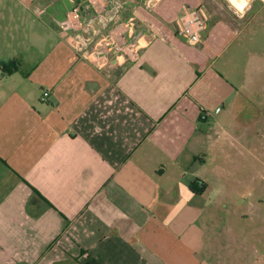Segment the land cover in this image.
<instances>
[{"label":"crops","instance_id":"0c3cea01","mask_svg":"<svg viewBox=\"0 0 264 264\" xmlns=\"http://www.w3.org/2000/svg\"><path fill=\"white\" fill-rule=\"evenodd\" d=\"M88 1L0 0V264H215L205 166L248 88L216 69L215 49L264 0L239 23L209 14L196 43L176 20L203 0H98L122 4L119 22L64 33ZM125 22L138 59L100 55Z\"/></svg>","mask_w":264,"mask_h":264},{"label":"rangeland","instance_id":"374dc122","mask_svg":"<svg viewBox=\"0 0 264 264\" xmlns=\"http://www.w3.org/2000/svg\"><path fill=\"white\" fill-rule=\"evenodd\" d=\"M249 2L203 0L202 4L212 20L237 21ZM251 9L250 15L258 12L256 18L239 35H232V44L220 42L215 49L221 54L216 69L227 81L248 87L247 98L235 99L237 109L221 118L225 135L221 156L205 166L213 175L209 197L214 207L207 215L215 221L209 250L215 264H264V1ZM230 123L236 125L230 126L231 131ZM229 134L234 140H228Z\"/></svg>","mask_w":264,"mask_h":264},{"label":"built area","instance_id":"2783aa9c","mask_svg":"<svg viewBox=\"0 0 264 264\" xmlns=\"http://www.w3.org/2000/svg\"><path fill=\"white\" fill-rule=\"evenodd\" d=\"M87 4L96 13L104 14L103 6L98 3V0H89ZM84 7V2H76L73 4L66 19L61 23V29L64 33H77L85 30ZM208 20L209 12L203 4L194 7L185 6L182 14L176 20L177 32L188 38L191 42H200L203 33L207 29ZM132 30L133 25L131 22L118 23L101 44L99 54L102 56L115 55L123 61L138 59L140 47L131 41L133 38ZM49 95V91H45L42 100L46 101ZM219 111L220 109H217V112ZM203 117L206 118L207 115Z\"/></svg>","mask_w":264,"mask_h":264},{"label":"water","instance_id":"95a60500","mask_svg":"<svg viewBox=\"0 0 264 264\" xmlns=\"http://www.w3.org/2000/svg\"><path fill=\"white\" fill-rule=\"evenodd\" d=\"M122 6L121 3L117 2L107 10L104 14H94L93 10L91 9L89 4H86L84 7V23H85V30L84 34L88 35L93 30V25L96 21H99L107 26L109 23L112 22H119V18L117 14L119 12V8ZM140 33L132 39V42H136L138 40Z\"/></svg>","mask_w":264,"mask_h":264},{"label":"trees","instance_id":"16d2710c","mask_svg":"<svg viewBox=\"0 0 264 264\" xmlns=\"http://www.w3.org/2000/svg\"><path fill=\"white\" fill-rule=\"evenodd\" d=\"M204 185H207L206 183L204 184ZM196 187L198 188L199 186H198V184L196 185H193V188H195L196 189ZM197 191L198 192H200V193H202L203 191H204V189L202 188V189H197Z\"/></svg>","mask_w":264,"mask_h":264},{"label":"snow or ice","instance_id":"6c2138e0","mask_svg":"<svg viewBox=\"0 0 264 264\" xmlns=\"http://www.w3.org/2000/svg\"><path fill=\"white\" fill-rule=\"evenodd\" d=\"M233 2H235V0H233Z\"/></svg>","mask_w":264,"mask_h":264},{"label":"bare ground","instance_id":"6f19581e","mask_svg":"<svg viewBox=\"0 0 264 264\" xmlns=\"http://www.w3.org/2000/svg\"><path fill=\"white\" fill-rule=\"evenodd\" d=\"M243 4H245V3L243 2Z\"/></svg>","mask_w":264,"mask_h":264}]
</instances>
